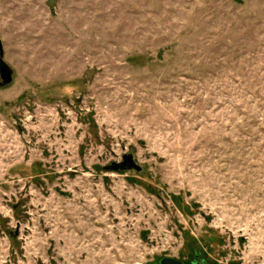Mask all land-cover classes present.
Listing matches in <instances>:
<instances>
[{
    "label": "rangeland",
    "instance_id": "obj_1",
    "mask_svg": "<svg viewBox=\"0 0 264 264\" xmlns=\"http://www.w3.org/2000/svg\"><path fill=\"white\" fill-rule=\"evenodd\" d=\"M0 41V264H264V0H0Z\"/></svg>",
    "mask_w": 264,
    "mask_h": 264
},
{
    "label": "water",
    "instance_id": "obj_2",
    "mask_svg": "<svg viewBox=\"0 0 264 264\" xmlns=\"http://www.w3.org/2000/svg\"><path fill=\"white\" fill-rule=\"evenodd\" d=\"M4 50L3 44L0 41V89L9 86L13 81V71L12 69L4 62ZM109 171L115 172H126V171H135L136 173H141L142 167L137 163L136 159L132 154L123 156V161L121 163H113L107 167ZM202 259L198 255L195 256L193 263L197 264V261ZM160 264H184L178 260L164 258L160 261ZM202 264H207L202 259Z\"/></svg>",
    "mask_w": 264,
    "mask_h": 264
},
{
    "label": "flooded vegetation",
    "instance_id": "obj_3",
    "mask_svg": "<svg viewBox=\"0 0 264 264\" xmlns=\"http://www.w3.org/2000/svg\"><path fill=\"white\" fill-rule=\"evenodd\" d=\"M196 256V255H195ZM199 256V255H198ZM199 257H201L202 258V256L200 255ZM195 259V258H194ZM203 259V258H202ZM202 259H199L198 261H197V264H202ZM203 261H204V259H203ZM193 263V262H192Z\"/></svg>",
    "mask_w": 264,
    "mask_h": 264
},
{
    "label": "trees",
    "instance_id": "obj_4",
    "mask_svg": "<svg viewBox=\"0 0 264 264\" xmlns=\"http://www.w3.org/2000/svg\"><path fill=\"white\" fill-rule=\"evenodd\" d=\"M196 255V254H195Z\"/></svg>",
    "mask_w": 264,
    "mask_h": 264
}]
</instances>
